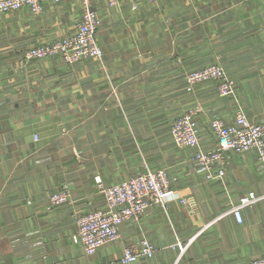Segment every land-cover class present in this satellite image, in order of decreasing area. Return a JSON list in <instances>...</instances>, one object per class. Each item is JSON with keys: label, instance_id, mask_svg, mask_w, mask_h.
Instances as JSON below:
<instances>
[{"label": "crops", "instance_id": "0c3cea01", "mask_svg": "<svg viewBox=\"0 0 264 264\" xmlns=\"http://www.w3.org/2000/svg\"><path fill=\"white\" fill-rule=\"evenodd\" d=\"M93 5L103 60L73 64L23 53L71 33L78 0L45 2L38 15L0 13V264H124L123 248L143 238L155 253L130 264H251L264 255V200L245 207L242 222L225 211L248 190L264 192V162L255 150L231 151L223 179L207 180L171 127L193 98L186 74L214 62L237 91L220 97L215 81L198 84L192 93L208 115L231 122L242 107L264 122V0ZM198 118L202 145L214 147ZM147 167L167 168L174 191L194 203L151 206L121 225L119 241L85 255L72 236L77 215L103 205L96 176L111 185ZM62 185L71 202L49 209Z\"/></svg>", "mask_w": 264, "mask_h": 264}, {"label": "built area", "instance_id": "2783aa9c", "mask_svg": "<svg viewBox=\"0 0 264 264\" xmlns=\"http://www.w3.org/2000/svg\"><path fill=\"white\" fill-rule=\"evenodd\" d=\"M64 1L71 0H0V12L27 8L33 15H38L43 12L45 2ZM78 1L81 12L75 29L59 39L26 49L23 53L24 61L59 57L67 64H73L82 59H103L104 51L98 40V31L102 25L101 15L93 5V0ZM107 1L109 6L115 7L122 0ZM146 1L154 3L157 0ZM206 81L216 82V91L220 97L236 94V81L220 63L214 62L188 72L186 90L192 93L198 84ZM209 123L216 137V145L212 148L202 145L197 110L183 112L171 127L175 144L180 148L191 149L189 159L199 165L207 180L223 179L226 175L225 164L231 151L243 154L255 150L259 159L264 162V122L252 121L243 108L239 107L231 122L215 117ZM95 179L98 190L103 195V205L80 212L76 217V241L87 256H93L102 247L119 241L122 237L121 225L127 221H140L151 206L160 205L166 208L174 198L183 203H194L191 197H180L174 191L169 172L164 167H147L144 171L111 185H106L99 176ZM49 200V209L71 202L70 187L62 185L49 194ZM263 200L264 192L248 190L229 206L225 214L231 213L242 222L244 208ZM185 249L186 247L182 248V253ZM154 253V244L143 238L139 244L126 245L123 248L121 261L124 264L136 263L141 258L152 257ZM251 264H264V255L254 257Z\"/></svg>", "mask_w": 264, "mask_h": 264}, {"label": "rangeland", "instance_id": "374dc122", "mask_svg": "<svg viewBox=\"0 0 264 264\" xmlns=\"http://www.w3.org/2000/svg\"><path fill=\"white\" fill-rule=\"evenodd\" d=\"M19 10H21V9H19ZM19 10H14V11H19ZM14 11H9V12H14ZM9 12H0V13H9ZM65 36V35H64ZM63 37V36H62ZM61 38V37H60ZM57 39H59V38H57ZM54 40H56V39H54ZM54 40H51V41H54ZM43 42H46V41H42L41 43H43ZM41 43H39V44H41ZM36 45H38V44H36ZM35 46V45H34ZM48 58H51V57H48ZM57 58H59V57H57ZM43 59H46V58H43ZM60 59V58H59ZM35 60H40V59H35ZM103 60V59H102ZM33 61V60H32ZM64 62V61H63ZM66 63V62H65ZM185 78H186V76H185ZM186 85V84H185ZM185 91H187L186 90V87H185ZM184 91V92H185ZM188 92V91H187ZM195 93V92H194ZM194 93H189L188 92V95H191L193 98L191 99V98H189L188 97V99H191L190 101H189V105H188V101L187 100H185L184 102H183V104H182V107H180V110H179V112H177L178 114L180 113V115L183 113V112H185V111H187V110H189V109H195V110H197V113H198V116H201V118H203L205 121H203V122H200V124H203V123H206V124H208L209 123V121H210V119H212V118H215V117H210V115H208V112H207V110L206 109H204L203 108V105L200 103V102H198L197 100H196V96H195V94ZM184 95H185V93H184ZM187 95V94H186ZM202 114V115H201ZM177 116H179V115H177ZM219 117V116H218ZM175 118H176V116H175ZM208 120V121H207ZM208 122V123H207ZM210 124V123H209ZM191 154V153H190ZM171 178V177H170ZM59 189V188H58ZM71 189V188H70ZM71 193H72V191H71ZM73 197V196H72ZM73 240L75 241V242H77V243H79L78 241H76V233H74L73 234ZM117 242V241H116ZM116 242H114V243H116ZM111 244H113V243H110V244H108V245H111ZM80 245V244H79ZM108 245H106V246H108ZM105 247V246H104Z\"/></svg>", "mask_w": 264, "mask_h": 264}]
</instances>
